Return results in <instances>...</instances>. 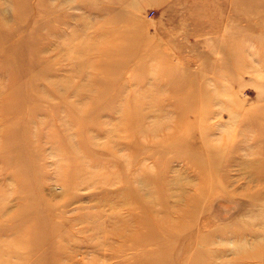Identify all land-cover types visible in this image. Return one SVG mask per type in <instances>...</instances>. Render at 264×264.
<instances>
[{"label": "rangeland", "instance_id": "rangeland-1", "mask_svg": "<svg viewBox=\"0 0 264 264\" xmlns=\"http://www.w3.org/2000/svg\"><path fill=\"white\" fill-rule=\"evenodd\" d=\"M161 259L264 264V0H0V264Z\"/></svg>", "mask_w": 264, "mask_h": 264}, {"label": "bare ground", "instance_id": "bare-ground-1", "mask_svg": "<svg viewBox=\"0 0 264 264\" xmlns=\"http://www.w3.org/2000/svg\"><path fill=\"white\" fill-rule=\"evenodd\" d=\"M73 39V38H72ZM71 39V40H72ZM35 42V43H34ZM89 42V41H88ZM33 45H31L32 46V48L29 50V52L30 53H32V55H34V54H37L38 52H41L42 50H41V47L43 46V44H40V46H38L37 47V42L35 41V40H33L32 42H31ZM72 45V47H73V50H75V48H76V50H78L80 53H84V55L88 52V50H90L91 48H92V44L91 43H82L80 46L79 45H73V44H71ZM33 46H34V49H33ZM91 51V50H90ZM177 92V91H176ZM183 93V92H182ZM181 93V94H182ZM192 98V97H191ZM194 98V97H193ZM192 98V99H193ZM189 99V98H188ZM192 99H189V101H192ZM187 100V97L185 98V100L184 99H181V100H179L178 101V104H180L181 102H185ZM124 111H125V114L126 115H128V117H127V119H128V121H129V119L131 118L130 117V111L128 110V111H126V109H124ZM188 112H190V114L191 115H195V106L193 105V106H189V111ZM141 122L142 121V118H141V116L139 115V113H138V111H136L135 113H134V117H133V121L131 122V121H129V123L131 124V123H133V122H135V123H138V122ZM126 122V121H125ZM139 124V123H138ZM204 152V151H203ZM212 173V172H211ZM210 173V174H211ZM211 176V175H210ZM210 176H207L208 178L210 177ZM206 177V178H207ZM209 182H210V178L208 179V182H207V184H209ZM167 184V183H166ZM201 193H204V192H201ZM161 200H159L158 201V203L157 204H159L160 206H161V204H164V200H163V198L161 197L160 198ZM149 208L150 209H148V211L149 212H152V215H156L157 213L155 212V209H154V207H151L150 205H149ZM164 210H165V214H161V213H159V215H163L162 216V218L160 219V220H158V223L161 225V226H158L157 225V228L155 229L157 232H159V234L161 233H164V234H170V235H173L174 233H183V232H180V231H183L184 230V226H182V224H173V223H169V221H168V216L171 218V216H172V212L170 211V210H167V208H166V206H165V204H164V208H163ZM169 211H170V213H169ZM166 217V218H165ZM189 216H188V212L186 211L185 213H184V215H183V218H188ZM144 224V223H143ZM149 226V225H148ZM146 227V226H145ZM146 229V228H145ZM178 230V231H177ZM163 235V234H162ZM172 237V236H171ZM153 238V237H152ZM151 239V237H149V238H147V239H144V238H140V237H138V241H137V244L139 245V244H141V245H146V244H148V241H151L150 240ZM161 262L159 263V262H153L152 264H164V262L163 261H165V260H163V259H161L160 260ZM144 264H148V262L147 261H145V262H143Z\"/></svg>", "mask_w": 264, "mask_h": 264}]
</instances>
